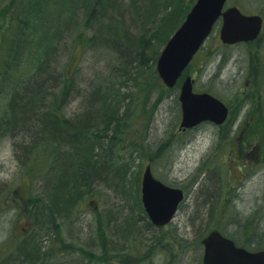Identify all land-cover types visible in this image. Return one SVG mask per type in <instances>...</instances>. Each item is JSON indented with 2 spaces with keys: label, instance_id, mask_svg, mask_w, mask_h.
Here are the masks:
<instances>
[{
  "label": "rangeland",
  "instance_id": "374dc122",
  "mask_svg": "<svg viewBox=\"0 0 264 264\" xmlns=\"http://www.w3.org/2000/svg\"><path fill=\"white\" fill-rule=\"evenodd\" d=\"M11 1L0 0L1 22V10ZM95 1L62 2L58 3L59 6L57 4L50 8L55 27L57 14L54 15V11L70 12L64 18L65 24L59 26L66 30L54 43L56 53L53 56L60 59L59 70L66 65L68 71L76 70L78 91L73 93L64 109L68 116L74 117L82 113L84 93L105 81L112 64L116 66L122 62L111 47L102 46L106 42L101 37L102 29L99 28L98 21L91 20L95 25H87L90 21L89 9L94 6ZM114 1H123L125 5L121 11L126 14H118L125 17L126 24H130L135 31L138 26L131 18L137 13L143 15L144 0H137L140 2L139 6L131 10L128 7L130 0ZM182 1L183 3L176 2L173 10L165 12L167 14H159L160 17L158 15V24L163 25L155 29L146 50L152 63V55L161 52L167 42V38L165 42L160 35L170 32L179 24L183 20V5L187 7V3L191 5L195 0ZM227 5H240L246 13L264 16V0H229ZM218 30L220 28L217 26L204 44L206 50L214 54L209 57L206 50H203L186 69L183 78L192 75L197 90L211 87L221 95L233 110L224 125L204 122L183 132L179 128L180 85L174 90L169 89L173 92L164 99L161 98V88L152 78L153 71L147 73V77L151 75L148 79L154 83L150 84L148 91L140 92L142 96L139 102L144 99L145 104H139L138 98L134 101L135 93H127L126 88L122 89L121 95L126 94L130 99L122 96L117 100H112L111 92L102 88L105 98L118 112V116L131 110L122 127L126 131L117 136L120 143L116 141L114 150L109 154L110 157L113 156V160L116 159L118 165L125 164L124 170L129 165L131 175L127 186L128 196H125L129 198L135 195L137 181L141 188L144 170L150 164L156 177L183 187L187 192L174 220L166 226H154L150 231L147 230L139 217L140 211L136 209L134 197L127 203L122 199V193L113 192L98 181L93 182L92 189L82 184L78 187L79 193L83 192V199L75 203L69 215L65 213L62 218H56V213L53 216L51 213L49 217L48 214L43 216L48 202L46 197L40 196H45L48 191L46 179L49 177L42 173L35 178L33 173L28 172L27 164L31 157L25 159L27 147L8 134L0 138V264H29L26 256L20 257L24 252L28 253L33 264H134L139 258L142 264H149L150 260L151 264H202L204 249L199 244V237L209 224L210 227H221L227 235L236 237L241 244L246 243L252 249L260 248L257 247L259 243L264 245V153L260 142H252L250 145L246 143V139L254 135L264 137V129L251 127V113L247 105L253 99L250 98L252 93H260L261 102H264V81H260L259 70L254 67L256 54L264 58V35L253 43L229 46L221 42ZM80 33L84 43L76 42ZM91 36H94V45L91 41L86 43L84 40ZM126 62H130L129 59ZM145 76L143 74L141 77L147 78ZM107 79L118 78L109 76ZM245 93L247 96H244ZM176 99L179 108L176 106ZM103 147L107 149L106 145ZM33 196L43 203L39 206L35 219L28 206L29 198ZM65 198L71 200L75 196L67 194ZM3 200L8 203L3 204ZM205 203H211L212 208L204 217L202 207ZM95 209L103 214L102 217H106L104 220H107L110 213L120 212L117 218L119 222L112 220L107 227V254L103 252L99 240ZM120 224L126 227V231L122 232ZM135 229L137 236L133 234ZM115 230L121 235L114 236ZM175 232L179 237L175 239L174 245H170L167 238ZM160 235L164 253L161 248L149 258H143L146 241Z\"/></svg>",
  "mask_w": 264,
  "mask_h": 264
},
{
  "label": "trees",
  "instance_id": "16d2710c",
  "mask_svg": "<svg viewBox=\"0 0 264 264\" xmlns=\"http://www.w3.org/2000/svg\"><path fill=\"white\" fill-rule=\"evenodd\" d=\"M83 1L88 2L89 0ZM62 2L66 4L78 3L79 0H12L1 10L3 18L1 19L2 22L0 21V138L8 134L15 137V140L17 139L18 142L27 147V152L24 154L25 159L31 157L30 162L27 164L28 172L33 173L35 178L42 173V175L46 174L49 177L48 180L46 179L49 184L48 191L45 192V196L43 194L40 196L42 198L46 197L48 202L47 210L42 215L48 214L49 217L51 213L52 216L56 213V218H62L65 213L69 215L75 203L83 199V192L79 193L80 189H78L81 184L92 189L93 182L98 181L113 192L117 193L121 190L123 183L120 182L118 173L124 171L126 167H123L125 164L118 165L116 159L113 160V156L110 157L109 154L114 150L113 145L116 141L120 143L117 136L126 131L122 127L131 110L128 113L126 111L123 116H118V112L113 109L112 104L105 98V92H102V88H107L111 92L112 100H117L118 97L122 96L130 99V96L128 97L126 94L121 95L122 89L126 88L127 93H135L134 101L138 98L137 102L139 104H145L144 99L139 102L142 96L140 92L148 91L153 81L161 88V98L164 99L173 92L162 83L155 67L160 51L152 55V63L150 57H147L146 50H148L149 40L155 29L163 25V23L158 24L160 15L173 10L176 2L183 3L182 0H144V3H142L143 15L137 13L131 18L138 26V30L133 31L130 24H126V18H122L118 14V12L121 15L124 14V16L126 14L121 11L123 5H125L123 1H121L122 3L114 0L95 1L94 6L89 9L88 19L90 21L87 25H95L94 19L98 21L99 28L102 29L101 37L106 42L102 46L111 47L119 56V61L122 60V62L116 66L112 64L108 73V77L116 76L118 79H107V77L103 83L95 85L97 88H90L89 92H85L84 99H82L84 111L73 117L66 115L64 109L73 93L78 91L76 70L68 71V65L59 70L60 59L56 56L53 57L56 53L54 43L66 30L65 27L61 28L59 26L65 24L64 18L69 16L70 12L63 13L60 10L57 13L54 11V15L57 14L55 27L52 22L54 19L51 18L52 10L50 8ZM139 3L137 0H130L128 4L130 6L128 7L130 10L131 8L137 9ZM188 4L187 7L183 5V19L188 12V8L192 6V4ZM239 7L242 8L240 5ZM121 19H123L122 24L120 23ZM182 21L175 25L170 32L160 35L162 39L164 41L166 38L169 39ZM262 34L264 35V31ZM82 38V33H80L76 42L84 43ZM84 40L86 43L90 41L91 44L95 43L93 41L94 36H91V38L85 37ZM206 49L205 46L201 48L196 57ZM206 53L209 57L214 54L210 50H206ZM126 59H129L130 62H126ZM48 67L56 68L57 73L48 77L46 74ZM254 67L257 68V71L259 70L258 78H260V81H264V58L259 54H256ZM150 71L154 72L152 73L153 77L149 76L153 78V81L147 77V73H150ZM143 74L147 78L143 79L141 77ZM134 80L138 82L136 83ZM107 81H110V83H107ZM90 83L92 82L90 81ZM137 86H139V89ZM204 90L221 96L214 88L208 87ZM260 95V93H252L250 98L253 99L251 98L252 101L247 105L249 106V113H251L249 114L251 127L264 129V102H261ZM244 96H247V94L245 93ZM247 98L250 100L249 97ZM127 102H130V100H127ZM175 103L179 108L177 99ZM121 107L125 108V106ZM232 113L233 110H231L230 116ZM252 142H260L264 153V137L254 135L246 139L248 145ZM103 145H106L107 149ZM97 157L100 161L95 159ZM128 168L125 172L128 171ZM110 171H114L111 177L109 176ZM134 193V196L128 198L126 197L128 194L123 192L122 199L130 203L132 197H134L137 204V208H134L140 211L139 217L145 223L144 227L150 231L154 225L142 204L141 188L138 181ZM67 194H71L75 198L66 200ZM29 199L28 206L29 209H32L31 212L34 214L35 219L39 206L43 203L42 200L38 202V199L34 196ZM4 203L8 202L3 200ZM211 208V203H205V206L202 207L204 217ZM95 213L99 228V240L103 252L107 254L109 253L106 243L108 239L107 227L110 226L109 223L112 220H117L120 212L110 213L109 216L107 215V220H104L106 217H102L103 214L98 212V209H95ZM104 224L106 228H104ZM210 225L200 236L201 238L199 237V244L202 245V238L212 228L222 229L219 226L210 227ZM120 227L124 232L126 227L122 224H120ZM119 230L117 229L118 232H120ZM117 231H113L114 236L118 235ZM136 233L137 229L133 231L134 235ZM139 233L142 235L140 231ZM160 237L161 235L151 237L148 239L149 243H147L148 240L146 241V248L142 254L143 258H149L161 248V252L164 253ZM177 237H179L177 232L172 233V236L167 238L168 244L174 245ZM234 239L238 242L236 238ZM257 247L264 248V245L259 243ZM24 256L28 258L29 264H33L34 261L28 257V253L24 252L20 257ZM16 258L18 257L16 256ZM134 262V264H142L140 258ZM151 263L150 260L149 264Z\"/></svg>",
  "mask_w": 264,
  "mask_h": 264
},
{
  "label": "water",
  "instance_id": "95a60500",
  "mask_svg": "<svg viewBox=\"0 0 264 264\" xmlns=\"http://www.w3.org/2000/svg\"><path fill=\"white\" fill-rule=\"evenodd\" d=\"M227 0H196L183 23L165 44L157 60V71L166 85L174 87L185 68L216 23L222 21L220 37L226 44L251 41L259 37L263 17L245 14L238 6L225 8ZM194 79L188 75L181 82V129L201 122L223 124L229 114L228 105L210 92L194 91ZM142 202L151 221L158 226L171 222L185 198L181 187L171 186L155 177L148 165L141 182ZM203 264H264V250L250 251L239 247L219 230H212L204 239Z\"/></svg>",
  "mask_w": 264,
  "mask_h": 264
},
{
  "label": "bare ground",
  "instance_id": "6f19581e",
  "mask_svg": "<svg viewBox=\"0 0 264 264\" xmlns=\"http://www.w3.org/2000/svg\"><path fill=\"white\" fill-rule=\"evenodd\" d=\"M59 57H61V55H58ZM51 66H53V65H51ZM54 67V66H53ZM57 73V70H56V68L55 69H53L52 67H48L47 68V71H46V74L48 75V77L49 76H54L55 74ZM113 173H114V171H110L109 172V176L111 177L112 175H113ZM130 173H129V170L127 171V172H125V170L124 171H120L119 173H118V177L120 176V182L122 181V183H123V186H121V190H119L117 193H123V192H126L127 193V186H128V184H129V178H130ZM117 181H119V180H117ZM264 232V231H263ZM262 232V233H263ZM234 238H236V237H234ZM237 239V238H236ZM238 240V239H237ZM238 243L241 245V246H243V247H245V248H249L250 246L248 245V244H246V243H243V244H241L239 241H238Z\"/></svg>",
  "mask_w": 264,
  "mask_h": 264
}]
</instances>
